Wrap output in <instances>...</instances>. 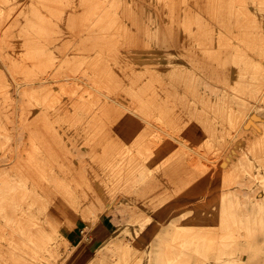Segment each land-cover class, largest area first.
Returning <instances> with one entry per match:
<instances>
[{"label": "rangeland", "instance_id": "1", "mask_svg": "<svg viewBox=\"0 0 264 264\" xmlns=\"http://www.w3.org/2000/svg\"><path fill=\"white\" fill-rule=\"evenodd\" d=\"M263 75L264 0H0V264H264Z\"/></svg>", "mask_w": 264, "mask_h": 264}, {"label": "crops", "instance_id": "2", "mask_svg": "<svg viewBox=\"0 0 264 264\" xmlns=\"http://www.w3.org/2000/svg\"><path fill=\"white\" fill-rule=\"evenodd\" d=\"M120 226L109 213L102 215V218L89 230L86 234L81 228H71L68 232V241L74 245L71 253L69 264H97L102 260L108 259L111 262L112 253L106 249V246H114L117 241L124 242L125 239L129 243L125 245L137 246L142 237L139 231L135 230L131 233L119 231ZM102 246H93L101 244ZM91 242H94L92 245ZM91 244V245H90ZM85 259V261H83ZM81 260V261H80ZM101 264V263H100Z\"/></svg>", "mask_w": 264, "mask_h": 264}, {"label": "bare ground", "instance_id": "3", "mask_svg": "<svg viewBox=\"0 0 264 264\" xmlns=\"http://www.w3.org/2000/svg\"><path fill=\"white\" fill-rule=\"evenodd\" d=\"M258 45V44H257ZM256 45V46H257ZM252 50H253V47H252ZM255 50H258V46H257V49L255 48L254 49V51ZM263 50V49H262ZM263 52V51H262ZM258 53V52H257ZM264 76V75H263ZM263 87V86H262ZM262 96V95H261ZM263 98V97H262ZM254 101H256V100H254ZM258 101V100H257ZM242 102V101H241ZM243 103V102H242ZM246 103V102H245ZM258 104V103H257ZM262 105V104H261ZM246 106H247V104H246ZM257 105L254 103H252V105L248 108V109H250L252 112L250 113L249 112V114L248 113H246V111L244 112V114H241V115H239V122H238V124H237V126H236V128H235V130H234V132L231 134V136L230 137H232L231 139L233 140V138H234V136H236V135H239V133L241 132V130H242V128L244 127V126H247V125H249V124H255L256 123V118L254 117V115H252V113L253 112H255V113H253V114H256V113H260L261 115H263L264 116V108H262V107H264L263 105H262V107H260V109L262 110H259V109H257ZM249 110V111H250ZM248 112V111H247ZM252 115V116H251ZM237 141V140H236ZM229 146V145H228ZM226 149V148H225ZM225 152V151H224ZM263 165H264V161H263ZM256 167V166H255ZM259 175V177H262L263 175L262 174H258ZM257 179V178H256ZM264 186V185H263ZM264 188V187H263ZM222 208H221V206H220V204H219V207H217L216 209H213L212 211H211V215L213 216V218L215 219V220H217V221H219L220 220V214H221V212H222ZM239 211V210H238ZM242 211V210H241ZM243 212V211H242ZM260 220V219H259ZM255 227L256 228H258V229H260V230H262V228L264 227V217L259 221V222H257V225H255ZM255 232V231H254ZM219 246V245H218Z\"/></svg>", "mask_w": 264, "mask_h": 264}]
</instances>
